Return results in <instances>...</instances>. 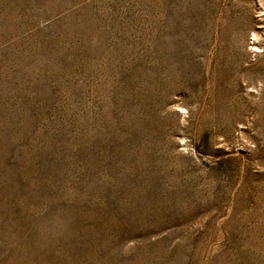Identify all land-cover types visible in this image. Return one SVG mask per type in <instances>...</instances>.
<instances>
[{
  "label": "rangeland",
  "instance_id": "obj_1",
  "mask_svg": "<svg viewBox=\"0 0 264 264\" xmlns=\"http://www.w3.org/2000/svg\"><path fill=\"white\" fill-rule=\"evenodd\" d=\"M0 264H264V0H0Z\"/></svg>",
  "mask_w": 264,
  "mask_h": 264
}]
</instances>
